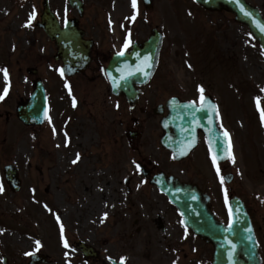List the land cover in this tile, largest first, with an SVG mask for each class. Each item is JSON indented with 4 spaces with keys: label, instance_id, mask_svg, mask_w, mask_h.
Listing matches in <instances>:
<instances>
[{
    "label": "rangeland",
    "instance_id": "374dc122",
    "mask_svg": "<svg viewBox=\"0 0 264 264\" xmlns=\"http://www.w3.org/2000/svg\"><path fill=\"white\" fill-rule=\"evenodd\" d=\"M101 1L84 0L89 9L87 14L91 16L92 10L100 9L102 4L105 10H116L120 34L123 35L126 30L131 42L133 39H147L154 27H161L165 32L162 63L154 80L146 88L158 90L156 101L165 100L172 94L181 98L196 97L198 90H195V86L199 88L204 84H212L210 92L219 102L221 125L233 137V151L229 161L219 165L221 175L212 169L205 142L194 154L193 163L197 165L202 162L206 155L207 178L204 187L212 195V205L218 216L224 220L229 217V198L236 194L252 203L257 215L264 217V120L256 103V97H260V107L264 108V53L249 30L237 24L230 14L208 15L194 6L191 0H154L151 10L141 5L140 0H137L136 9L132 7V0ZM251 1L261 7L264 13V0ZM51 6L61 21L75 14L67 0H51ZM16 8L23 11L22 20L28 13H36L39 17L43 0H0V48L3 45L7 47L12 41V36H8L7 32L12 27L10 17ZM6 10H10L7 15L9 18L3 19ZM140 12H143V19L137 22L131 33L134 26L131 16L137 13L141 15ZM17 16L13 17L16 33L22 34V37L33 36L31 29L25 32L19 29L21 20ZM210 37L214 39L212 43L207 41ZM45 48L48 53L51 52L50 41L46 38ZM187 48L191 51L190 59H195L192 62L196 66L195 70H190V63L184 62L189 58L185 53ZM2 54L6 55L7 51H0V60L7 63L8 58L2 57ZM18 58L16 55L10 58L12 66L15 65V73L12 75L10 73L13 70L8 71V78L14 81L13 93L9 94L8 100L12 96L15 100L27 96L25 89L32 87L25 68L21 71L24 73L17 71ZM29 60L31 62L24 60L21 64L33 66L35 62L32 58ZM91 74L76 80L62 79L58 81V86L49 76L47 84L54 107L47 127H43L45 131L43 129L44 132L38 136L41 142L29 141L26 133L29 128L21 126L17 120L14 105L13 113L3 114V110L11 109V105L6 102L0 110V116L4 118V121L0 118V122L3 121L4 126L8 124L5 133L8 142L4 143L6 151L0 152V184L4 190L9 189L4 181V162L18 166L22 180L19 192L13 193L9 189L0 195V229H4L0 232V264H4L5 256L8 257L7 264H28L29 258L25 253L34 250L51 255L41 264H67L69 260L71 264H85L76 260V255L72 258L73 248H65L64 243L60 242L64 236L68 243H71L72 238H83L92 243L100 252V259L92 264L107 263L108 254L115 259L123 254L128 264H155L157 261L156 258L153 262V256L144 255L148 241L131 238L126 241V248L120 243L118 223L126 194L125 189H122L123 172H116L113 165L109 168L102 166H107V159L116 167L119 165L117 148L106 141V136L111 125L113 128L117 126L120 134L122 128L118 121L122 108L120 105L117 108L115 103L118 100L110 98L106 80L94 75L90 77ZM6 83L4 74H0V91H3L2 87ZM59 89L60 96L57 92ZM146 95L149 93L146 92ZM73 97L78 102V109V105L75 108L70 105ZM52 126L56 133L55 145L54 131L49 128ZM2 140L3 137L0 138ZM119 144L121 152L126 154L121 137ZM77 153L81 159L73 164ZM227 172L233 173L234 178L231 183L227 184L224 180L222 184L220 177ZM147 192L154 202L164 201L156 191ZM137 193L131 195L134 197ZM93 203L97 204L96 208H93ZM105 212L111 215L109 223ZM134 214L133 208L125 216L126 220ZM153 214H146L141 209L143 218ZM61 223L64 225L63 236ZM37 240L40 241L39 247L36 245ZM27 243L30 245L26 246ZM66 252L68 256H65Z\"/></svg>",
    "mask_w": 264,
    "mask_h": 264
},
{
    "label": "water",
    "instance_id": "95a60500",
    "mask_svg": "<svg viewBox=\"0 0 264 264\" xmlns=\"http://www.w3.org/2000/svg\"><path fill=\"white\" fill-rule=\"evenodd\" d=\"M197 1L209 9L226 8L235 12L237 14L236 19L250 27L251 32L259 40L264 49V28H262L264 19L260 12L246 3L245 0ZM71 2L78 9H81L82 4L78 0H71ZM248 13H251V15H248ZM73 23L76 24V22ZM41 25L45 28L49 36L53 40H56L60 49V57L65 63V71L69 74L72 72L73 67L81 70L86 64L87 47L79 40L76 32L70 31L68 33L62 31L47 6ZM161 41V36L155 33L149 41L142 45H135L125 55L116 57L112 61L109 73L113 88L116 91L124 92L128 99L134 97L135 93H133L131 84L135 81L143 83L148 79L153 58L160 49ZM145 57L149 58L148 67H144ZM41 90L42 87H39L36 91L38 99ZM39 107L40 105L34 110L36 113L39 112ZM19 114L27 123H30L32 119L35 120V118L40 116L38 114L34 115L27 108H20ZM209 119H211V123ZM169 124L174 128L175 140L178 141L180 137L183 140L191 135L189 140L171 144V147L178 152L179 156L181 152L186 154L194 147L196 143V127H200L206 132L210 149L217 157V160L224 161L229 157L232 145L231 139L229 135L225 136L216 126L214 111L210 112L203 108H198L193 104H179L173 109L172 115L168 120V126ZM168 126L166 125L165 127ZM168 139L164 141L167 142ZM14 176V170L8 173V178L12 185L13 183L17 184ZM225 178L227 181H230L232 176L227 175ZM160 181L161 188L182 211L187 224L196 233L216 245V260L214 264H242L241 259L244 260V258L248 259V264H256L258 262L257 251L254 255L251 253L247 255L246 250H242V247L237 245L243 242H248L249 248L252 244L257 245L249 215L241 200L237 198L231 200L232 218L236 219H232L230 224L226 226L218 223L214 219L209 209V197L198 189L197 186L180 183L172 177H161ZM230 241L231 243H229ZM236 246L238 247V251L236 250Z\"/></svg>",
    "mask_w": 264,
    "mask_h": 264
},
{
    "label": "flooded vegetation",
    "instance_id": "af4514ba",
    "mask_svg": "<svg viewBox=\"0 0 264 264\" xmlns=\"http://www.w3.org/2000/svg\"><path fill=\"white\" fill-rule=\"evenodd\" d=\"M92 11L97 12V10ZM111 16V14H107L104 15V18L102 15L96 13L92 16L88 15L87 20L83 17L80 21V27L84 29L86 38L93 43L91 55L93 57L92 64L94 65L93 72L95 77H100L102 73L104 74V66L109 63L116 50H113V45L116 41L107 21V18ZM85 20L86 24H84ZM21 43H24V41H16L18 48L21 46ZM21 50V57L23 59L29 58V55H27L28 51L24 50V46H22ZM33 61L36 65L33 67L35 68L33 72H37L38 75L41 74L42 76L46 75L45 64H47V57L45 52L36 53ZM155 92L156 90L151 94L155 95ZM124 107L128 108L125 99ZM150 109H152L151 105L146 101L145 109L140 107L138 113L134 111L136 108L131 109L129 113L128 111L121 112L122 116L119 120L120 126L124 129L121 131V134L127 154L132 162L136 161L141 165V168L137 170L135 165L131 163V177L133 176L131 181L134 184L143 181L150 185L153 176L160 172L176 175L178 174L177 170L180 172L183 168H189L185 161L174 162L171 159L172 157L170 158L172 155L162 147L160 142L161 137L159 136L160 128L154 119L157 116L153 117ZM145 112L147 114L143 116L142 113ZM166 153H169V155ZM201 165L202 163L198 165L199 168ZM182 166L185 167L181 168ZM204 166L205 164L202 165V171L200 170L197 181L199 184L205 177ZM128 174L126 172L125 176L127 177ZM127 181L130 182V179ZM141 199L148 200L143 201ZM129 203L133 207L136 204H140L145 208L151 209L153 213L156 212L154 216H147L140 226L137 225L135 228L136 233L133 234L138 240L148 241L144 250L147 255L153 256V262L157 258L155 264H173L174 261L175 264H211L212 246L187 230L182 225L181 218L172 207L170 208L164 202L150 200L145 190L139 193L137 200L130 201ZM248 210L252 215V221L257 231L259 250L263 257L262 264H264V217L257 216V211L251 205H248ZM138 221H140L139 218L134 219L133 225ZM125 225L123 230L124 235H126L127 230Z\"/></svg>",
    "mask_w": 264,
    "mask_h": 264
},
{
    "label": "snow or ice",
    "instance_id": "6c2138e0",
    "mask_svg": "<svg viewBox=\"0 0 264 264\" xmlns=\"http://www.w3.org/2000/svg\"><path fill=\"white\" fill-rule=\"evenodd\" d=\"M132 7H133V9H136V7H137V0H132ZM248 15H251V13H248ZM34 18H35V13H33V14L30 15V18H29V20L27 22V26H31V22H32V20ZM135 18H136L135 15H133V17L131 19L134 21ZM262 28H264V25H262ZM129 35H130V33H129ZM130 43H131L130 39L129 40H126L125 41V44H124V48L127 49L129 47ZM117 55L118 56H123L124 55V52L123 51L118 52ZM148 61H149V58L148 57H145L144 67H148L149 66ZM189 67H191V65H189ZM140 70H142V69H140ZM0 71H3L5 80H7L8 79V70H7V68L0 69ZM60 74L63 76V74H64V70L63 69H60ZM145 75H147V73H145ZM69 91H71L70 88H69ZM199 92H200V100H201V105L200 106L202 108H210L212 111H214V112H216L218 114V107L216 105L212 104L211 101H208L207 98L204 96V88H203V86H200L199 87ZM7 94H8V87H5L4 88L3 95H0V100L4 99V97ZM256 103H257V108L260 110V113H261V119L264 120V108L260 107V97H256ZM75 104H76V100H75V97H73V106H75ZM118 106L119 105H117V107ZM49 119H51V118L49 117ZM209 122L211 123V119H209ZM53 131H55V129H53ZM224 134H225V136L228 135L226 129H225V133ZM65 135H67V134L65 133ZM180 154L183 155L185 153L184 152H181ZM80 159H81V156H80L79 153H77L76 154V158L74 160H72V163L75 164ZM232 160H233V162H235V157L234 156H232ZM216 161H217V157L215 155H213V163L216 164ZM132 163L135 165V168L137 170H139L141 168V165L139 163H137L136 161H133ZM216 170H217V173H219L220 169H219V166L218 165H217V169ZM220 179H221V183L223 184L224 177L221 176ZM3 191H4V187H3L2 184H0V192H3ZM33 191H35V189H33ZM225 201L227 202V189H225ZM44 207L47 208L48 205L45 204ZM49 211H51V209H49ZM107 215H108V213L105 212L104 213V216L107 217ZM230 215H231V208H230ZM56 219L58 221L60 220L59 215L56 216ZM60 228H61V235L63 236L64 225L62 223L60 225ZM2 231H4V229H0V232H2ZM249 231H251V229H249ZM63 243H64V247L65 248H69L70 247L67 239H64ZM229 243H231V241ZM36 245L38 247L40 246V241L39 240L36 241ZM33 254L34 253H32V252L25 253V255H33ZM65 256H68V253L67 252L65 253ZM126 259H127L126 257H121L120 260H119V262H118V264H125ZM68 264H71V260L68 261ZM173 264H175V261L173 262Z\"/></svg>",
    "mask_w": 264,
    "mask_h": 264
},
{
    "label": "bare ground",
    "instance_id": "6f19581e",
    "mask_svg": "<svg viewBox=\"0 0 264 264\" xmlns=\"http://www.w3.org/2000/svg\"><path fill=\"white\" fill-rule=\"evenodd\" d=\"M94 207H96V204H94ZM28 245H29V243L26 246H28Z\"/></svg>",
    "mask_w": 264,
    "mask_h": 264
}]
</instances>
